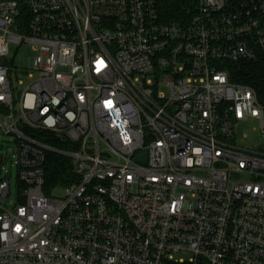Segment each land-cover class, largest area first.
<instances>
[{
	"label": "built area",
	"instance_id": "obj_1",
	"mask_svg": "<svg viewBox=\"0 0 264 264\" xmlns=\"http://www.w3.org/2000/svg\"><path fill=\"white\" fill-rule=\"evenodd\" d=\"M263 61L264 0H0L23 188L0 201V264H264V145L238 133L264 137V92L233 69ZM50 152L72 164L63 198Z\"/></svg>",
	"mask_w": 264,
	"mask_h": 264
},
{
	"label": "rangeland",
	"instance_id": "obj_2",
	"mask_svg": "<svg viewBox=\"0 0 264 264\" xmlns=\"http://www.w3.org/2000/svg\"><path fill=\"white\" fill-rule=\"evenodd\" d=\"M36 52L29 44L17 45L11 44L10 58H15L16 65L27 67L28 58L34 55ZM29 80H25L24 87L28 84ZM239 137L248 142L250 146H263L264 137L262 134L261 126L258 120L249 118L245 120L238 128ZM17 150L16 139L13 134H5L0 128V158L2 159L3 169L0 172V181L2 179L7 180L11 186L10 195L4 199L0 197V201H5L9 208H12L17 202H20L22 197V184L18 174L17 165ZM45 191L60 198L65 197L66 187L47 185ZM177 257H184L188 259L190 253L183 251L180 252Z\"/></svg>",
	"mask_w": 264,
	"mask_h": 264
},
{
	"label": "trees",
	"instance_id": "obj_3",
	"mask_svg": "<svg viewBox=\"0 0 264 264\" xmlns=\"http://www.w3.org/2000/svg\"><path fill=\"white\" fill-rule=\"evenodd\" d=\"M177 7L174 6L173 10H176ZM233 69L238 80L255 86L260 93L264 92V61L235 64L233 65ZM229 70L231 75V63L229 64ZM45 173L46 184L44 188L47 185H65L74 177L70 159L53 152L47 155Z\"/></svg>",
	"mask_w": 264,
	"mask_h": 264
},
{
	"label": "water",
	"instance_id": "obj_4",
	"mask_svg": "<svg viewBox=\"0 0 264 264\" xmlns=\"http://www.w3.org/2000/svg\"><path fill=\"white\" fill-rule=\"evenodd\" d=\"M144 156H145V154L142 156L143 159H144Z\"/></svg>",
	"mask_w": 264,
	"mask_h": 264
}]
</instances>
